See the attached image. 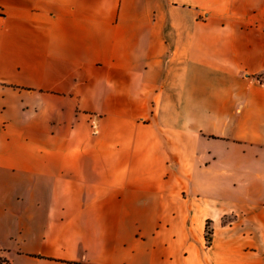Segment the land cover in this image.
<instances>
[{
	"label": "crops",
	"instance_id": "obj_1",
	"mask_svg": "<svg viewBox=\"0 0 264 264\" xmlns=\"http://www.w3.org/2000/svg\"><path fill=\"white\" fill-rule=\"evenodd\" d=\"M0 252L264 264V0H0Z\"/></svg>",
	"mask_w": 264,
	"mask_h": 264
},
{
	"label": "trees",
	"instance_id": "obj_2",
	"mask_svg": "<svg viewBox=\"0 0 264 264\" xmlns=\"http://www.w3.org/2000/svg\"><path fill=\"white\" fill-rule=\"evenodd\" d=\"M208 244L211 243V237H212V229L210 228V222L207 224V233H206ZM2 262V259H0V264Z\"/></svg>",
	"mask_w": 264,
	"mask_h": 264
},
{
	"label": "built area",
	"instance_id": "obj_3",
	"mask_svg": "<svg viewBox=\"0 0 264 264\" xmlns=\"http://www.w3.org/2000/svg\"><path fill=\"white\" fill-rule=\"evenodd\" d=\"M0 259H2L1 264H8L7 260H5V259L2 257L1 252H0Z\"/></svg>",
	"mask_w": 264,
	"mask_h": 264
}]
</instances>
